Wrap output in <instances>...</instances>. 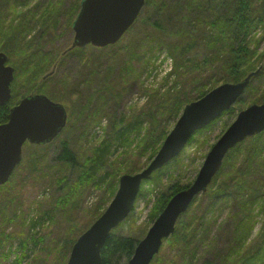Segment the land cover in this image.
<instances>
[{
	"label": "trees",
	"instance_id": "16d2710c",
	"mask_svg": "<svg viewBox=\"0 0 264 264\" xmlns=\"http://www.w3.org/2000/svg\"><path fill=\"white\" fill-rule=\"evenodd\" d=\"M69 1L78 6L80 0ZM65 3L67 0H55L49 5ZM30 4H33V0H0V52L8 55V63L12 61L24 75L26 73L19 64L20 55L27 54L29 49L32 53L38 47L27 41L24 43L15 36H8L9 26H12L14 34L26 29L19 24L7 26V22L21 19L17 9L8 7ZM159 7L153 14L155 19L151 26L148 22L146 24L148 35L140 34L137 37V52L134 53L132 44L124 45L123 59L118 64L117 75L112 72L117 59L111 53L107 54L105 70L100 65V60L97 67L91 66V99L88 98L81 104H66L69 118L64 130L71 120L70 132L73 137L64 142L59 152L51 150V154L62 166L72 171L76 169L77 176L73 181L76 186H87L100 191L98 201L92 208H82L81 199L87 191L78 194L68 175L58 177L54 184L47 180L41 183L51 189L58 188L61 192L67 190L58 199L47 198L50 204L48 209H36L39 219L47 221L51 227L58 208L69 214L60 232L53 234V237L49 236V242L53 241L49 246L45 242L49 232L45 231L44 224L39 221L26 224L29 209L25 207L24 197L16 192V186H10L9 179V184L0 187L3 189L0 205V255H6V258L0 259L3 264L17 251L21 253L15 257L13 264H23L26 251L31 245L38 244L42 245V251L49 249L56 253L55 259L59 264H66V256L77 237L104 212L111 201L117 190L119 177L123 174H136L145 168L170 131V124L175 123L186 104L200 99L220 84L240 82L259 67L261 71L250 80L245 96L234 105L237 108L232 107L222 117L251 104H260L264 100V0H173ZM59 14H64V11H59ZM74 15L72 13L70 20ZM164 19L171 20V23L163 25L159 20ZM151 38L154 39L153 43ZM163 49L174 61L175 77L171 85L167 86V81L164 82L162 87L167 88L163 91L159 89L146 92L148 101L142 107L133 106L120 112L119 105L124 103V96L131 92V88L146 71L150 56L155 58L156 52ZM27 73L29 76L33 75L30 71ZM120 78L123 83L119 88ZM62 93L63 96L67 95L65 84ZM104 98L106 107L101 110ZM14 104L12 96L6 105L0 106V125L7 122L9 110ZM93 104H97L98 115H92L90 108ZM102 118L109 119L108 130L104 131L101 142L91 141L92 130ZM197 142L198 138L194 135L189 146H196ZM83 144L89 146V151L79 149L76 152V148ZM182 156L183 154L179 160L174 159L172 162L175 163L171 162L165 172L157 171L154 183L144 186L140 192V195L143 191L149 195L146 200V207L150 206L147 216L149 226L170 198L192 182L178 180L172 183L173 176L171 172L168 173L171 164L172 170L181 169ZM43 159L40 152L34 151L31 155L27 153L26 161L28 165L32 163L31 167L36 170L43 167ZM164 175L169 178L168 181L163 180ZM40 180L38 178L36 183L40 184ZM200 196L201 199L196 197L187 211L179 216L174 233L163 240L166 243L153 257L151 264H264V220L250 243L257 225L256 219L258 215L264 214V132L247 138L230 150L206 192ZM42 201L43 199L40 202H30L35 205ZM221 203L234 204L239 210L236 218L231 217L234 222L233 231L223 248L221 238L218 240L213 237L215 217L210 219ZM255 206H258L256 212ZM9 210H12L11 215H8ZM134 210L135 208L133 212ZM16 222L25 229L26 236L22 230L15 236L5 234L10 225ZM127 222L129 218L119 225V229H123ZM36 225H40V232H31V228ZM138 241L133 236L112 232L100 252L102 264H127ZM41 260H44V256L32 262L36 264Z\"/></svg>",
	"mask_w": 264,
	"mask_h": 264
},
{
	"label": "water",
	"instance_id": "95a60500",
	"mask_svg": "<svg viewBox=\"0 0 264 264\" xmlns=\"http://www.w3.org/2000/svg\"><path fill=\"white\" fill-rule=\"evenodd\" d=\"M145 0H81L72 23L75 38L70 49L91 44L104 48L116 44L133 25ZM0 52V106L9 101L13 68L5 65ZM261 67L238 83H223L200 99L184 106L181 115L164 139L159 151L140 173L124 174L103 214L74 242L66 264H102L101 249L110 232L130 214L141 182L177 157L191 136L218 119L243 95L251 78ZM64 108L44 95L27 96L9 110L8 121L0 125V186L10 178L21 160L24 142L41 145L50 142L65 126ZM264 131V101L238 112L235 120L211 146L192 184L174 194L146 235L137 243L127 264H151L163 240L174 233L175 224L192 200L207 190L220 170L225 155L248 137Z\"/></svg>",
	"mask_w": 264,
	"mask_h": 264
},
{
	"label": "rangeland",
	"instance_id": "374dc122",
	"mask_svg": "<svg viewBox=\"0 0 264 264\" xmlns=\"http://www.w3.org/2000/svg\"><path fill=\"white\" fill-rule=\"evenodd\" d=\"M52 1H54V0H33V3L39 2L40 4L45 5V4H48ZM171 1H173V0H145L144 6L142 7L139 15L137 16V18L135 20V22H136L135 26L133 28L132 27L129 28L116 44L109 45V46H106L104 48H94L93 47V50H90V51L86 50L87 54L92 53V66H95V64L99 63L98 61L100 59H103L104 57L106 58V62H107V54L111 53V54L115 55L116 59H117L116 64L112 68V72L114 73V75H117L118 64L123 59L124 45L125 44H132V49H133L134 53H136L137 49H138V47H137L138 35H140V34L145 35V36L148 35V30H146L147 22L151 26L152 20L155 19L153 14L155 13L156 9L160 8L159 7L160 5H162L164 3H169ZM155 16H158V15L155 14ZM159 21H161L163 23V25H167L168 23H171V20L168 21L167 19L159 20ZM159 24H161V23L159 22ZM151 41L153 43L154 39L151 38ZM262 46L264 47V41L262 43ZM112 47H118V48H112ZM100 49L102 51H100ZM164 51H166V50H164ZM155 55H156L155 58H154V56H152V57L150 56V58H151L150 64L147 67L146 71L141 75L137 84L131 88V90H130L131 92L130 93L128 92L129 94L127 93L124 96V99H123L124 103L120 104L118 107V110L120 112H123L124 109H126V111H127L128 109H130L132 107L131 104L129 103V101L131 100L133 95L146 93L149 91V89L144 88L143 83L141 81V80H147L148 79L146 74H151L154 71L151 79L153 81V84L156 83V87L151 89L153 91L159 90V89H161L163 91L164 89L167 88V86L171 85V82L175 77L174 68H173L172 76L161 77V78H158V80L156 81V74L162 75L164 72L163 69L161 68L162 64L160 63V60L165 56H162L161 54H159V51H157ZM94 60L96 62H94ZM62 61L63 60L54 61V63L50 66V68L48 70H46V72L51 70L52 67L54 66V64L56 66V70H59L61 68ZM169 62L171 64V60ZM172 62L174 63V61H172ZM66 63H67V65L69 63L67 58H66ZM46 72H44L43 74H45ZM39 76H40V74L35 75V76H31L29 78L31 80L30 81V84H31V90L30 91L12 92V96H14L15 102L19 101V99L21 98L23 93L29 94L30 92L42 91L41 87L44 84L48 83L53 78H55L57 76V73L54 74V76L52 78L48 79L47 81L43 82L42 84L40 83L41 82V76L40 77ZM37 78H39V81L37 83H35V80ZM105 80H106V76H105L103 82H105ZM166 81H167L168 85L165 87H162V84ZM122 83H123V81H121V78H120L119 79V88H120V84H122ZM243 96H245V93L243 94ZM146 103L147 102H145L144 104H146ZM144 104H142V105L137 104V105L142 107ZM234 108H237V106H234ZM236 113L227 114V115L223 116L222 118H220L216 122H214V124L212 126H209V127L207 126L203 130H201L200 132L195 134V136H197V138H198V142L196 143V146H195V144L188 146V148H186V150L184 152H182L183 153V156H182L183 160L180 161L181 162V166H180L181 169L180 170L176 169L175 171L172 170L171 169L172 164L175 162H172L174 159L171 161L172 164L169 166L168 173L171 172V174L173 176L172 183H174L178 180H180L181 182H188V181L193 182V180L195 179L199 169L201 168V165L203 164V161H204L203 157H206L211 146L217 141V139L224 132V130L233 122V120L236 117ZM68 118H69V114H68V110H67V120H68ZM107 120L109 121V119H107ZM66 125H67V123H66ZM107 126H109V122H108ZM107 126L105 127L103 120H99L98 124L92 130L91 141L101 142L103 140V137H104L101 134V132L102 131L106 132L108 130V129H106ZM172 126H173V124H170V128ZM146 127L148 128V126H146ZM64 129L57 137H55L50 142L43 144V145L31 144L27 141L24 142L22 147H21V160H20L19 164L17 165V167L15 168L16 172H15V174H13L14 176L11 175L9 178L10 179L9 183L11 184L10 186L15 185L16 189H17L16 192H20L22 197H24L25 207L32 204L30 202L31 200L35 201V202H40L42 200L41 191L43 190V192L45 194L43 196V201L41 204H35L36 206L35 205L31 206L32 210H31L30 214L28 215V217L26 218V224L29 225L31 223L32 219L35 222L39 221L41 224H44L46 226L45 231L49 232V235L45 239V242H48L49 246H51L53 244V241L49 242V236L53 237V234L60 232V230L65 226L66 221L69 217V214L67 212H64L61 208H58V211L54 217V224L51 227V224H48L47 221L39 219L40 215L36 212V209L38 207L40 208V209L38 208L39 211H43L45 209H48L50 207V204L47 201V198L58 199L61 196H63L67 192V190H65V192H61L58 188L51 189V187L49 188L46 186V184H41V183H44L47 180L48 182H50V184H54L55 180L58 177H61L64 175H68L70 177L69 178L70 182L73 183L75 177L77 176L76 169L74 171H72L70 168L62 166V164L57 161L55 156L51 154V150H54L55 152H59L60 149L62 148V145L64 144V142L73 137L72 132H70L71 120L69 121V125H68L67 129L66 130H64ZM94 143L98 144L96 142H94ZM79 149H86L87 151H89L90 148L87 144H83L82 146H79L76 148V152ZM34 151L40 152V154L44 157L43 167L40 169H36V170H34L33 167H31L32 163H30V165H28V163L26 161L27 153H29L31 155L32 152H34ZM180 157L178 156L175 159L179 160ZM79 159L81 160V164H82L83 163L82 157L80 156ZM169 164L165 165L160 170L165 172V170L168 168ZM60 167H62V169H60ZM156 175H157V171L152 173L149 179L143 180L141 183V187L144 188L145 185L146 186L152 185L154 183L153 178ZM165 175L163 177V180L168 181L169 178L166 177ZM37 177L39 179H41L40 184L36 183L37 179H38ZM73 188L78 192V194L87 191L81 199L80 206L82 208H92L100 197V191H98L95 188L90 189L91 187H87V186H81V185L76 186L74 183H73ZM69 196H70V194H69ZM148 197H149V195L143 191L141 197L138 198V200H137L136 208H135L134 212L130 213V215L127 217V218H129V222H127L124 225L123 229H119V227H118L115 230L116 233H119L120 235H124V236H133L135 239H139V240H141L145 236L146 232L148 231V228L151 226V225L149 226L148 217H147L148 213H149V207H150V206L146 207V200L148 199ZM201 198H202L201 196L198 197V199H201ZM54 209H53V211H54ZM217 209H218L217 212H214V214L210 217V219H213L215 217V221L212 225L213 237L217 238L218 240L221 238L220 239L221 240V248H223V246H225L227 244L228 236L233 231V223L234 222L231 219V217L236 218L237 211H239V210L235 207L234 204L225 205L222 203H221V206L217 205ZM254 211L255 212L258 211V206L254 207ZM11 214H12V210H9L8 215H11ZM263 220H264V214H263V216L258 215V217L256 219L257 225L254 227L252 236L250 238L251 239L250 243H252V241L255 239V234L259 231L260 226H261V222ZM2 225L3 224H1V226ZM20 230H22L23 234L26 236L25 229L21 228V226L18 225V222H16L15 224L10 225V227L7 230V234H12L13 236H15V234L17 232H19ZM40 230H41L40 225H36L35 227H32L30 231L31 232H40ZM165 243L166 242H163L162 245H165ZM41 247H42L41 244H38L37 246L31 245L30 249H28L26 251V256L24 258L23 264H33V262H32L33 260H38L39 258H43V256H44V260L37 261L36 264H49V261H51L50 262L51 264H59L55 259L56 253L50 252L49 249H45L44 251H42ZM200 247L202 249H204V247L202 245ZM20 253H21V251L14 252L12 254L11 258L8 259L6 264H13L15 257L19 256ZM39 254H40V257H37ZM68 257H69V254H67V256H66V262L68 260ZM197 264H201V262H199Z\"/></svg>",
	"mask_w": 264,
	"mask_h": 264
},
{
	"label": "flooded vegetation",
	"instance_id": "af4514ba",
	"mask_svg": "<svg viewBox=\"0 0 264 264\" xmlns=\"http://www.w3.org/2000/svg\"><path fill=\"white\" fill-rule=\"evenodd\" d=\"M63 5H42L39 2L30 5H16L9 6L18 10L20 20L14 22H7V26L10 24H19L25 26L26 29L18 30L15 34L12 26L8 27V36H15L20 41L29 42L30 44L38 47L32 53L29 52L25 55H20V67L26 73H20L16 65L12 64V61L8 63L9 57L7 55V65L13 67L14 78L11 83V94L16 91H30L31 84L28 75V71L33 75L40 76L50 68L54 61H62L61 68L56 70V66L41 76V84L48 79L52 78L54 74L57 76L44 84L40 92H30L29 94L23 93L19 101L23 97L33 95H44L50 101L60 104L67 113V105L71 102L81 104L88 98L91 99V66H92V53L87 54L86 50H93L91 44H87L84 47H76L70 49L74 38L75 32L72 28V23L80 10V3L77 5L69 3ZM59 11H64V14H59ZM72 13H75L73 18ZM25 37V40H22ZM100 51H102L100 49ZM60 55V56H59ZM66 58L69 61L66 63ZM94 62H96L94 60ZM100 64L106 69V58L100 59ZM97 67V64H95ZM39 76V77H40ZM105 78V76H104ZM103 78V81H104ZM97 82V79L95 77ZM39 81V78L35 80V83ZM64 84L67 87V95L63 96L62 88ZM18 101V102H19ZM106 98L102 101L105 107ZM18 102H15L16 105ZM13 105V106H14ZM12 106V107H13ZM91 105L89 104V107ZM92 115H98L97 104H93L90 108ZM88 112V111H85ZM77 115V113L75 112ZM87 118H90L88 114ZM62 132V131H61ZM58 136V135H56ZM3 189H0V205L3 199ZM7 234V231L5 232ZM6 258V255H0L1 258ZM0 264H3L0 260Z\"/></svg>",
	"mask_w": 264,
	"mask_h": 264
},
{
	"label": "built area",
	"instance_id": "2783aa9c",
	"mask_svg": "<svg viewBox=\"0 0 264 264\" xmlns=\"http://www.w3.org/2000/svg\"><path fill=\"white\" fill-rule=\"evenodd\" d=\"M169 68H170V62H168L167 64H165L164 66H163V73H165L166 71H168L169 70Z\"/></svg>",
	"mask_w": 264,
	"mask_h": 264
}]
</instances>
